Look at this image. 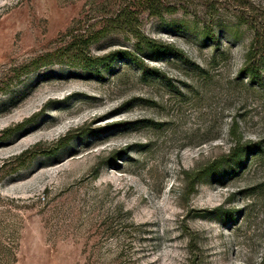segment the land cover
Instances as JSON below:
<instances>
[{
	"label": "rangeland",
	"instance_id": "374dc122",
	"mask_svg": "<svg viewBox=\"0 0 264 264\" xmlns=\"http://www.w3.org/2000/svg\"><path fill=\"white\" fill-rule=\"evenodd\" d=\"M134 1L0 0V264H264V0Z\"/></svg>",
	"mask_w": 264,
	"mask_h": 264
},
{
	"label": "trees",
	"instance_id": "16d2710c",
	"mask_svg": "<svg viewBox=\"0 0 264 264\" xmlns=\"http://www.w3.org/2000/svg\"><path fill=\"white\" fill-rule=\"evenodd\" d=\"M166 1L167 0H135L134 2L140 4V7L147 13L148 17L161 18L165 14H172L178 10L176 6L166 5V3H164ZM178 7H181L180 9L183 10L184 13H188L184 9V6Z\"/></svg>",
	"mask_w": 264,
	"mask_h": 264
}]
</instances>
